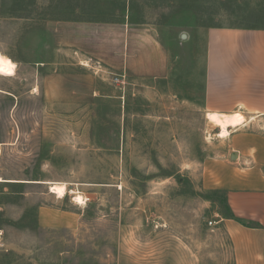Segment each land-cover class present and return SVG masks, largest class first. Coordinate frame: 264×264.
I'll use <instances>...</instances> for the list:
<instances>
[{
  "label": "rangeland",
  "instance_id": "1",
  "mask_svg": "<svg viewBox=\"0 0 264 264\" xmlns=\"http://www.w3.org/2000/svg\"><path fill=\"white\" fill-rule=\"evenodd\" d=\"M262 34L264 0H0V264H234Z\"/></svg>",
  "mask_w": 264,
  "mask_h": 264
},
{
  "label": "crops",
  "instance_id": "2",
  "mask_svg": "<svg viewBox=\"0 0 264 264\" xmlns=\"http://www.w3.org/2000/svg\"><path fill=\"white\" fill-rule=\"evenodd\" d=\"M230 34L229 36L232 37L231 41L233 42L236 41L235 38H241L242 54L245 56L244 49L247 40L245 35L239 37L238 34ZM254 38H258L259 41L264 43V34L256 35ZM262 60L264 66V58ZM247 61L249 62V58ZM243 79H245V82L255 80L251 79L249 70H243ZM261 98L263 104H260V108L254 109L253 112L264 116V96ZM242 104L244 105L246 102L243 101ZM218 114L224 113L218 112ZM261 121L259 120L258 123ZM246 141L248 142L246 145L247 151H250L253 145H257L256 160L263 164H259L260 171L257 174L252 175V173H249L248 177L236 186L239 188L234 189L235 186L230 185L223 186L228 190V206L241 222L222 218L218 223L222 224L224 232L231 242L234 264H264V134L258 136L247 134ZM249 156H251L250 153ZM237 158L242 159L238 155ZM249 158L251 160L253 157ZM249 222H251L250 226L245 225Z\"/></svg>",
  "mask_w": 264,
  "mask_h": 264
},
{
  "label": "bare ground",
  "instance_id": "3",
  "mask_svg": "<svg viewBox=\"0 0 264 264\" xmlns=\"http://www.w3.org/2000/svg\"><path fill=\"white\" fill-rule=\"evenodd\" d=\"M14 65V64H13ZM208 119L215 123L221 129V137H228L230 135L231 128H237L242 125L243 117L241 114H218V113H209ZM52 193L64 196L66 189L64 186H52ZM78 201H82L81 197H78ZM82 203V202H81Z\"/></svg>",
  "mask_w": 264,
  "mask_h": 264
},
{
  "label": "water",
  "instance_id": "4",
  "mask_svg": "<svg viewBox=\"0 0 264 264\" xmlns=\"http://www.w3.org/2000/svg\"><path fill=\"white\" fill-rule=\"evenodd\" d=\"M232 159H237V155H233L232 156Z\"/></svg>",
  "mask_w": 264,
  "mask_h": 264
},
{
  "label": "trees",
  "instance_id": "5",
  "mask_svg": "<svg viewBox=\"0 0 264 264\" xmlns=\"http://www.w3.org/2000/svg\"><path fill=\"white\" fill-rule=\"evenodd\" d=\"M225 209H228V208H225ZM229 218H230V219H235V217H234V216H230Z\"/></svg>",
  "mask_w": 264,
  "mask_h": 264
},
{
  "label": "built area",
  "instance_id": "6",
  "mask_svg": "<svg viewBox=\"0 0 264 264\" xmlns=\"http://www.w3.org/2000/svg\"><path fill=\"white\" fill-rule=\"evenodd\" d=\"M213 223H210V225H212Z\"/></svg>",
  "mask_w": 264,
  "mask_h": 264
}]
</instances>
